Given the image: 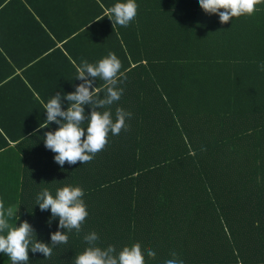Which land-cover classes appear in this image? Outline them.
I'll return each instance as SVG.
<instances>
[{
  "label": "trees",
  "instance_id": "1",
  "mask_svg": "<svg viewBox=\"0 0 264 264\" xmlns=\"http://www.w3.org/2000/svg\"><path fill=\"white\" fill-rule=\"evenodd\" d=\"M26 1L38 5L34 24L49 39L38 19L83 18L68 35L54 32L59 46L23 60L12 21L30 11L0 0V201L46 244L65 230L35 205L39 192L80 187L88 212L79 234L67 232L50 258L29 251V264H73L90 232L117 252L139 243L145 264H165L172 252L183 264H264V3L221 24L198 0H135L123 27L107 16L124 0ZM109 52L126 77L112 118L117 107L132 115L92 161L61 167L44 146V133L58 128H41L44 104L60 93L66 110L77 67ZM0 264L11 262L0 253Z\"/></svg>",
  "mask_w": 264,
  "mask_h": 264
},
{
  "label": "clouds",
  "instance_id": "2",
  "mask_svg": "<svg viewBox=\"0 0 264 264\" xmlns=\"http://www.w3.org/2000/svg\"><path fill=\"white\" fill-rule=\"evenodd\" d=\"M198 3L206 14L217 15L219 22L224 24L233 17L252 15L255 6L264 3V0H198ZM137 8L135 0L117 2L108 9L107 17L112 24L127 27L136 17ZM121 69V61L112 52L95 64L84 60L77 67L75 77L81 83L75 86V91L63 96V100L68 102L67 109L62 110L60 93L44 104L46 117L41 128L48 127L50 123L58 125L55 131L44 133V146L56 154L54 161L61 167L65 162L73 165L78 161L80 164L92 161L95 154L108 143L109 133L115 136L126 129V119L132 114L117 107L113 120L111 111V105L119 101L123 94V88L119 85L126 77ZM259 69L264 71V63L259 65ZM98 79L104 82L103 89L93 86ZM101 91L104 92L103 98L99 95ZM85 105L91 109L90 113L86 114ZM98 109L107 110L101 112ZM83 196L82 188L72 186L57 189L55 197L48 189L37 194L35 205L41 211L50 210L51 218H58V229L65 230L50 233V244L38 241L33 227L27 221H21L17 227L15 221L19 220L18 209L14 212L11 207L5 208L3 201H0V253L6 255L11 264H29V251L42 253L45 259L50 258L54 247L67 244V232H81L88 216ZM83 241L87 247L75 257L73 264H145L139 243L124 246L117 252L113 245L100 247L95 232L84 235ZM170 255L173 259L166 260L165 264H183L182 260L175 258V252ZM147 256L154 259L156 253L148 249Z\"/></svg>",
  "mask_w": 264,
  "mask_h": 264
},
{
  "label": "crops",
  "instance_id": "3",
  "mask_svg": "<svg viewBox=\"0 0 264 264\" xmlns=\"http://www.w3.org/2000/svg\"><path fill=\"white\" fill-rule=\"evenodd\" d=\"M22 4L26 8H28V10L30 11L28 12L30 14L31 13L33 14V18L31 17L32 14L31 15L25 14L23 15V17L22 16L21 18L16 17L15 19L17 20L12 21L13 32L15 35V38L13 39H16L15 40L16 42L13 40L15 44L13 46L14 48H16V51L19 53L20 58H22L23 60L30 55H37L40 49L44 48L45 46H48V44H50L51 42L52 43L54 42L56 43V45L59 46L61 42L60 40H57L55 38L54 32L63 35H68L69 34L68 32L71 31V29H73L74 27H76L83 18L81 14H75L70 22V19L67 21L65 19L66 17L62 16L61 12H58L56 13V15L54 14V16H52L51 18H47L44 20L38 19L39 20L38 22L42 25V27H44L47 30L50 36L49 39L44 34H42L41 31L38 29V27L34 24V22L37 21L36 20L37 17L34 14V9L35 7H38V5H36L35 3H33L34 5H29L26 0H22ZM46 51L47 50H43L42 53ZM31 57L27 58L28 61H31ZM28 63L29 62H27L24 65H30ZM15 71L17 73H20L21 68L15 66ZM8 78H6V80Z\"/></svg>",
  "mask_w": 264,
  "mask_h": 264
}]
</instances>
